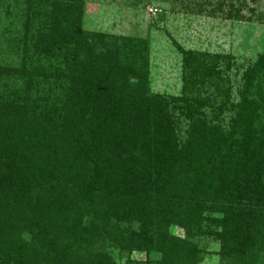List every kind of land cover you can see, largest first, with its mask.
<instances>
[{
  "label": "trees",
  "instance_id": "obj_1",
  "mask_svg": "<svg viewBox=\"0 0 264 264\" xmlns=\"http://www.w3.org/2000/svg\"><path fill=\"white\" fill-rule=\"evenodd\" d=\"M26 2L0 55V264H199L203 236L264 264V51L223 126L211 97L151 90L147 40L83 29V0Z\"/></svg>",
  "mask_w": 264,
  "mask_h": 264
},
{
  "label": "rangeland",
  "instance_id": "obj_2",
  "mask_svg": "<svg viewBox=\"0 0 264 264\" xmlns=\"http://www.w3.org/2000/svg\"><path fill=\"white\" fill-rule=\"evenodd\" d=\"M83 1V29L148 41L152 91L175 99L211 97L204 108L207 116L218 117L216 122L223 126L229 124L231 113L222 112L220 106L223 89H229L231 100L238 102L244 71L264 51V0H147L145 5L142 0ZM0 2L5 5L0 12L4 60L10 55V41L23 30L28 4L26 0ZM190 53L194 60L187 57ZM187 128L183 118L180 136ZM171 231L188 238L178 226ZM198 241L202 249L199 264H220V242L204 236ZM110 253L118 264H155L161 256L155 251L147 254L117 248Z\"/></svg>",
  "mask_w": 264,
  "mask_h": 264
}]
</instances>
